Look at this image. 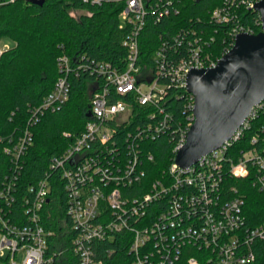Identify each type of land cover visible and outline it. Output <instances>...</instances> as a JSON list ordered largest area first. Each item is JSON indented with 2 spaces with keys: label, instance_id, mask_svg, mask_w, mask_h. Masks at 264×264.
<instances>
[{
  "label": "built area",
  "instance_id": "1",
  "mask_svg": "<svg viewBox=\"0 0 264 264\" xmlns=\"http://www.w3.org/2000/svg\"><path fill=\"white\" fill-rule=\"evenodd\" d=\"M81 1L94 7L122 3L119 29L126 32L127 55L120 67L94 60L80 65L101 80L94 86L91 116L69 148L52 157L42 179L20 186L33 129L69 101L70 77L78 72L68 56L58 58L61 75L43 102L30 108L27 125L0 140L9 160L0 181V257L9 264L22 256V264H55L64 254L52 248L55 233L42 223L52 187L60 183L78 264H177L186 255L187 264L255 262L254 244L264 240V223L246 226L245 200L226 182L251 176L264 194V126H255L264 117V101L228 143L193 166L181 168L176 154L195 123V96L186 90L189 73L215 68L239 34L255 35L240 23L239 12L255 10L262 0H224L213 10L211 24L229 28L222 56L211 51L216 40L208 38L207 28L189 26L163 37L150 66L141 56V35L149 23L180 15L183 0ZM172 87L188 93L178 96L184 99L183 123L166 103ZM253 128L250 147L235 153ZM167 135H175L174 161L163 178L151 181L149 167L156 158L150 143ZM119 250L127 255L122 263L114 259Z\"/></svg>",
  "mask_w": 264,
  "mask_h": 264
},
{
  "label": "trees",
  "instance_id": "2",
  "mask_svg": "<svg viewBox=\"0 0 264 264\" xmlns=\"http://www.w3.org/2000/svg\"><path fill=\"white\" fill-rule=\"evenodd\" d=\"M223 1L183 0L180 15L160 25L149 23L140 38L143 62L149 66L152 64L166 34L189 26L207 28L208 38L214 36L216 40L211 51L222 56L229 28L211 24L210 18ZM122 7V3L117 2L94 7L81 0H46L43 6L30 4L28 0H0V42H13L0 58V140L22 130L29 121L30 108L40 105L53 90L61 75L60 56H68L74 72H78L70 77L72 90L65 107L57 113L47 114L33 129L34 144L25 157V171L20 183L23 189L42 179L50 169L52 157L63 154L85 129L94 86L101 80L80 69V65L94 60L123 66L127 50L123 46L126 32L119 29ZM239 15L240 23L252 28L253 34L262 31L258 12L241 8ZM181 95L188 93L185 89L172 87L166 103L178 122L183 123L184 99L178 97ZM255 126H264V117ZM255 133L254 128L249 131L245 140L236 144L234 152L248 149ZM65 134H71V137ZM4 145L0 141V181L4 174L2 165L9 161ZM174 150L175 135L163 136L150 143L149 151L155 155L156 164L149 167V180L163 178L174 161ZM226 184L245 200L246 226L256 228L262 225L264 194L254 186L253 178H228ZM50 199L44 208L42 223L55 233L52 248L64 251L55 264H78L71 247L74 234L67 214V198L60 183H54ZM254 253L256 260L251 264H264V240L254 244ZM188 257L184 256L177 264H187ZM125 258V250H119L114 257L117 263H122ZM0 264L9 262L0 257Z\"/></svg>",
  "mask_w": 264,
  "mask_h": 264
},
{
  "label": "water",
  "instance_id": "3",
  "mask_svg": "<svg viewBox=\"0 0 264 264\" xmlns=\"http://www.w3.org/2000/svg\"><path fill=\"white\" fill-rule=\"evenodd\" d=\"M28 2L43 6L46 0ZM255 11L261 18L260 33L239 34L215 68L192 70L188 75L186 90L195 96V123L176 154V163L183 169L228 143L264 101V0Z\"/></svg>",
  "mask_w": 264,
  "mask_h": 264
},
{
  "label": "rangeland",
  "instance_id": "4",
  "mask_svg": "<svg viewBox=\"0 0 264 264\" xmlns=\"http://www.w3.org/2000/svg\"><path fill=\"white\" fill-rule=\"evenodd\" d=\"M11 46H13V42L11 41H1L0 42V49H9ZM22 260H23V256L22 257H19L18 261H17V264H22Z\"/></svg>",
  "mask_w": 264,
  "mask_h": 264
}]
</instances>
